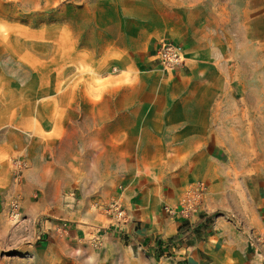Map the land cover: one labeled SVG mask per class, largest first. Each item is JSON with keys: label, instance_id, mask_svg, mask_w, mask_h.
<instances>
[{"label": "rangeland", "instance_id": "obj_1", "mask_svg": "<svg viewBox=\"0 0 264 264\" xmlns=\"http://www.w3.org/2000/svg\"><path fill=\"white\" fill-rule=\"evenodd\" d=\"M104 9L107 18L99 20ZM121 15L124 21L118 22ZM93 17L91 40L114 42L135 62H146L156 43L167 38L187 46L194 95L207 101L217 122L219 133L210 140L222 155L213 184L187 187V197L202 191L189 217L198 214L209 231L205 224L216 217L224 226L238 228L244 220L256 226L246 192L264 177V0H0V160L11 178L3 201L7 213L0 214V264H162L163 253L122 235L119 225L128 217L120 219L116 209L125 211L126 195L119 193L124 171L140 162L145 144L161 148L160 136L114 134V119L98 118L93 104L80 97L63 132L53 126L19 136L10 117L18 106V82L39 77L30 68L34 32H80L83 20ZM69 50L48 49L52 64L45 65L60 67L63 55L67 67L79 68L73 80L79 85L86 80L87 92L98 95L108 87L92 69L73 64ZM111 65L105 66L113 74ZM123 76L125 84L138 82L132 71ZM221 196L223 214L207 205L215 207ZM23 198L46 209L37 216L22 214ZM205 210L212 215L205 217ZM196 232L203 233L200 227ZM251 246L249 260L263 258L264 238Z\"/></svg>", "mask_w": 264, "mask_h": 264}, {"label": "crops", "instance_id": "obj_2", "mask_svg": "<svg viewBox=\"0 0 264 264\" xmlns=\"http://www.w3.org/2000/svg\"><path fill=\"white\" fill-rule=\"evenodd\" d=\"M106 14L102 10L99 20L105 21ZM94 19L83 20L80 32L73 29L34 32L32 41L28 42L34 46L30 68L39 77L18 82V106L10 115L16 120L19 136L51 130L53 126L57 133L63 132L79 97L93 104L98 118L114 119V134L160 136L157 140L162 143L161 148L153 151L145 144L140 162L131 163L124 171L125 181L119 193L126 195L124 208L128 218L126 224L119 225L122 235L156 254L163 253L162 264H263L264 254L263 258L249 260V253L251 244L264 238V177L252 191L246 192L256 226L246 220L238 228L224 226L216 217L213 223L205 224L212 227L209 231L198 214L188 218L182 214L187 187L199 181L213 184L218 175L217 166L222 163L219 148L210 140V136L219 133L217 122L208 113L207 101L194 95V83L189 76L193 59L187 56V46L167 38L184 46L187 59L178 74L169 76L152 63L151 56L160 41L146 62H135L136 58L116 43L91 40L90 22ZM117 21H124L122 15ZM66 46L70 48L68 54L76 58L73 64L81 63L92 69L101 80H108V87L107 84L102 87L98 95L87 92L90 86L86 80L81 85L73 80L79 68L67 67L68 59H61L63 55L58 54L60 67L45 65L52 62L50 56L46 60L48 49ZM37 48L46 51L37 53ZM107 63L112 64L113 74L108 71L111 67L107 70ZM45 70L50 71L46 76L42 73ZM129 71L138 77L134 85L125 84L123 74ZM2 152L0 145V155ZM10 183L9 168L0 160V214L7 213L3 201ZM224 198L216 200L215 207L211 203L207 205L217 212L223 211ZM22 203V214L37 216L46 209L37 207L30 198H23ZM220 203L223 207L217 206ZM205 215L209 217L212 212L205 210ZM197 227L202 234L196 232ZM174 240H178L175 246Z\"/></svg>", "mask_w": 264, "mask_h": 264}, {"label": "built area", "instance_id": "obj_3", "mask_svg": "<svg viewBox=\"0 0 264 264\" xmlns=\"http://www.w3.org/2000/svg\"><path fill=\"white\" fill-rule=\"evenodd\" d=\"M152 63L158 67L163 74L169 76H175L178 74L186 64V54L185 48L182 44L177 43L173 40H161L156 49L154 54L151 56ZM202 191L192 190L193 194H188V197L182 203V214L184 217H189L190 214L194 211V203L193 201L196 199H200ZM15 213L20 215L18 205H15ZM117 214L120 219H125L126 213L125 211L120 210L119 207H116Z\"/></svg>", "mask_w": 264, "mask_h": 264}]
</instances>
